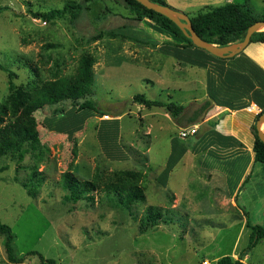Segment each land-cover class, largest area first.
I'll return each instance as SVG.
<instances>
[{"label":"rangeland","instance_id":"obj_1","mask_svg":"<svg viewBox=\"0 0 264 264\" xmlns=\"http://www.w3.org/2000/svg\"><path fill=\"white\" fill-rule=\"evenodd\" d=\"M81 1L86 0H0V65L4 68L0 69V106L23 97L24 93L32 95L36 85L51 80L53 75H76L80 59L88 54L95 59L92 85L85 97L73 101L77 105L94 101L95 108L100 110L98 116L105 113L112 117L121 111L125 120L120 145L132 159L114 163L97 153L98 146L107 151L106 147L115 148L117 144L116 138L112 142L104 134L99 138L98 131L91 133L98 119L86 124L83 133L86 138L80 148L74 140L76 134L73 140H68L45 133L48 125L45 122L43 125V120L53 115L51 110L45 112L44 107L34 113L40 145L27 144L20 154L8 153L0 159V221L14 231L17 257L36 251L57 264H217L224 256L237 259L250 243L251 230L239 233L246 220L238 215L242 210L235 208L233 200L229 230L224 231L222 220L211 218V211L219 206L223 210V203L211 201V191L200 192V196L206 197L198 200L190 186L208 172L200 165H195L193 171L189 158L175 168L171 186L180 198L185 195L184 208L179 206L180 199L158 179L167 167L170 141H178L181 150L197 144L195 135L182 138L180 133L190 129L174 127L172 120L168 121V116H173L167 108H147L133 101L135 95L145 94L148 99L166 103L168 95L162 88L165 89L168 78L175 80L176 76L185 82V92L174 93L176 100L192 89L202 91V85L192 83L191 79L206 80V69L186 63L182 72L175 74L172 69L169 72L170 67L166 68L163 62L170 65L179 62L157 52V47L171 38L147 21H132L133 16L119 0H87L88 13L77 23L71 21L69 12L50 20L34 18V13L63 9L69 3ZM166 1L190 19L228 3L245 5L256 17L264 15V0ZM123 25L127 28H122ZM98 30L126 32L148 43L109 37L92 41ZM155 42L156 48L151 45ZM70 103L58 107L66 110ZM12 111H7L10 115L5 116V121L12 117ZM84 111L95 113L92 108L79 113ZM77 115L78 112L70 110L58 112L52 125L61 119L68 121L64 122L67 125L75 121L78 124L81 120ZM80 138L81 135L77 140ZM151 144L153 160L147 151ZM198 145L203 147L204 143ZM78 158L81 163L75 174ZM237 162L240 165L242 161ZM67 171L79 181L97 177L95 191L88 198L70 199V192L62 185V176ZM204 179L205 184L211 183V176ZM113 183L128 189L135 183L144 191L146 200L124 205L121 198L107 189ZM158 213L162 218L153 222L151 217ZM246 217L250 219L249 214ZM258 225L264 227V219ZM40 262L39 255H27L20 264ZM242 262L264 264V239ZM0 264H13L1 236Z\"/></svg>","mask_w":264,"mask_h":264},{"label":"trees","instance_id":"obj_2","mask_svg":"<svg viewBox=\"0 0 264 264\" xmlns=\"http://www.w3.org/2000/svg\"><path fill=\"white\" fill-rule=\"evenodd\" d=\"M86 1L69 3L63 9H54L44 13H34V18L50 20L55 16H61L69 12L71 21L77 23V21L88 13L89 8ZM151 1L168 6L166 0ZM119 2L131 13L133 17L130 19L132 21L143 22L148 20L160 31L167 32L180 41V43L173 41L166 42L164 46L160 48L161 53L171 56L181 62L189 63L192 66L205 68L208 74L207 92L209 99L200 103L196 109H187L186 106L175 102L165 103L160 100H151L148 99L145 94L135 95L133 97L134 102L144 105L147 108H167L172 113L177 125L193 126L211 110L214 103L219 106L236 109L238 106L235 105V102L238 99L237 95H239V92H241L240 95L243 96H245L247 92H251L250 90L248 91V88L240 81L244 77H252L256 79L257 82H260L261 85L259 86L262 87V89L257 90L256 93L254 92L250 98V100L255 102L262 110L261 113L256 116V121L264 115V84L259 80L260 75L264 77V70L254 64L244 53L241 54V57H245V60L253 65L254 70L249 69L245 62H232L229 58L218 57L206 50L198 48L173 21L153 10L145 8L136 0H119ZM191 20L195 31L202 39L219 46H228L243 41L249 27L257 21H264V15H262V17H256L245 5L228 3L215 7L208 12L200 13L192 17ZM121 27L127 28V25ZM105 37L142 42L143 44L148 43V41L138 40L128 35L126 32H105L99 30L92 36V41L100 40ZM255 42H264V31L255 33L252 36L251 43ZM151 45L156 47V43ZM227 62L228 64L226 65ZM94 64L95 59L85 54V56L80 59V68L76 75L71 77H58L53 75L51 80L36 85L35 92L32 95H26L27 93H24L23 97L13 98L10 99L9 102L1 104L0 159L8 153L13 155L20 154L27 144H30L32 147H38L40 145V135L34 113L36 114L39 110L50 104H58L65 100H80L82 97H85L89 93L92 85ZM0 69L3 70L4 68L0 65ZM255 71L257 75L254 74ZM214 74L216 77H214ZM96 106L97 104L94 101L86 100L81 104L80 109H95L94 112L96 114H93L98 116L97 114H99L100 110L96 109ZM10 109H13V115L12 117L9 116L8 120L5 121V116L10 115V113L7 112ZM101 115L103 116L105 113H101L99 116ZM84 119L85 117H82V121ZM253 131L255 134V143L253 147L255 162L262 164L264 167V143L258 136L256 125ZM177 147L178 146L174 147L175 150L181 153L178 152V154H180L178 159L175 157L169 160L166 170L160 177L161 183H165L168 180L170 171L174 168L175 164H177V161L180 160L182 154L188 149V147H183L179 150ZM62 185L70 192V199L79 200L81 198H88L87 195H91V192L95 191L93 188L97 187V177L91 180L79 181L70 171H67L62 176ZM131 185L133 186L128 189V187L113 183L109 185L107 189L110 193L116 194L119 199L121 198V202L124 205L130 206L131 203L137 200L142 201L145 199L144 191L138 188L135 183ZM161 218L162 215H159V213L151 217L153 222H158ZM247 226L251 229V238L247 249L241 251L237 259L232 256H224L218 260L217 264H243L242 261L248 255V252L252 250L260 240L264 239L263 226L253 224L250 219L247 222ZM0 236L4 239V247L8 259L13 264L23 263L27 255H39L40 264H57L56 260L46 259L36 251H31L29 254L18 258L14 249V231L10 225L2 221H0Z\"/></svg>","mask_w":264,"mask_h":264},{"label":"crops","instance_id":"obj_3","mask_svg":"<svg viewBox=\"0 0 264 264\" xmlns=\"http://www.w3.org/2000/svg\"><path fill=\"white\" fill-rule=\"evenodd\" d=\"M146 21L152 24L150 21ZM152 27L157 28L153 24ZM160 32H162L167 38L171 39H165L166 41L162 42L163 45L157 47V52L168 58H173L161 53L160 48L164 46V44L168 41H173L176 43H180V41L167 32ZM242 53H244L246 57L249 58L254 64L264 70V42L250 43V45ZM241 54L230 58V60L232 62H245L246 66L249 69L254 70L253 65L247 62V60H245V57H241ZM177 61L179 63L171 65L167 61L163 63L166 68L170 67L169 72L172 73L173 71L176 74L178 71L182 72V70L187 68V64L185 62H181L179 60ZM227 64L228 62L226 63V65ZM254 74L257 75L256 71ZM207 76L208 74L206 75V80H201L198 77L194 78L196 82L193 80V78L191 79L192 83L202 85V91L192 89L191 91H187L188 95L185 94V96L182 95L178 97V100L173 97L175 96L174 93H184L185 82L182 80L179 81V78L177 76L175 77V80L174 77H171V79L168 78L166 80L165 89L162 88L168 95L166 103L175 102L177 104L186 106L187 109H196L200 103L209 99V95L207 92ZM214 77H216V75ZM259 78V80L264 84V77H261L260 75ZM150 82L154 84V81L151 80ZM240 82H243V85H245L248 88V91L250 90L251 92H247L245 96L240 95L241 92H239V95H237L238 99L235 102V105L238 106L236 109L219 106L214 103L211 110L197 124L193 126H179L177 125L174 118L171 117V115L168 116V121L172 120L170 122L174 125V127L176 126L180 129H192L193 127H197L199 128V130H197V132L194 134L195 136L192 135L197 140V144L188 147L187 151L182 154L180 160L177 161V164H175L174 168L170 171L168 180L165 183H160L163 187H166L171 192H173L177 200L178 198L180 199L179 206L184 208L183 201L186 199L185 195L180 198L177 193L173 191L171 180L173 178L175 168L181 163L182 160V163L185 164V161L187 160V158H189V166L192 167L193 171H195V165H200L201 169L205 170L204 172H208V174H203V176L200 175V179L198 180L197 184L190 185L193 193H197V199L199 200L206 197L204 195L200 196V192L211 191V201L214 200L219 203H223V210L221 209V206H219V208L213 209L211 211V218H214L216 221L222 220L224 222V231L229 230L232 222L231 210L233 209V207L231 203L233 200L236 204L234 205L235 208H237L238 210H242V212L239 213L237 211L236 213H239L238 215H243L246 220L245 226L241 228V231H239V233H242V231H245L247 228H249L247 226V222L249 220L246 217L247 214L250 215V219L255 225L260 223V221L264 219V167L262 164L255 162V155L253 151L255 143V134L253 128L255 125L257 126L256 116H258L262 110L255 102L250 100L253 93H256V91L262 89V87L259 86L261 85L260 82H257L256 79L252 77H244ZM67 101H70L72 103H70V106L66 108V110H70L72 112L79 111L81 104L83 103L81 102L79 103V105H77V103H74L73 100H65L59 102L58 104H50L45 106V112H48L50 110L53 112V115H50L49 117L45 116L43 120V125L44 122L48 125V127L46 128L47 131L45 130L46 134L62 138L66 137V139L68 140H73L75 134L77 139H79V135H81L79 141L77 139H74L81 148V145L84 144L86 138V134H83L86 124L91 120L98 119L99 123H97V125L93 127L91 133L94 134L95 131H98L99 138L100 136H102V134H104V136L110 138L112 142H114V139L116 138L117 144H115V148L114 146H111V148L106 147L107 151H105L102 147L100 149V146H98L99 149L97 148V153H102L108 160L114 163H123L129 161L130 158L132 159V155L125 152L124 147L120 145V140L122 139V121L125 120V117L121 111L117 112L112 117L110 116V119H105V116L108 114H105L103 116H95L94 114L89 115L88 113H86V111L82 113L78 112L77 117H79V119L81 120L80 123L77 124V121H75L71 125H67L64 124V122L68 121L61 119L58 123H56L55 126H53L52 124L56 119L57 113H63L66 111L59 108L58 106ZM82 117H85L83 121ZM43 127L45 128V126ZM86 131L89 132V129H86ZM91 138H93V135L91 136ZM201 142L204 143L203 147H199L198 145ZM170 143L172 144V147L171 152L166 158L167 166L169 164V160L175 157L178 159L180 155L178 154L179 151H175L174 148L175 146H178V141H170ZM147 151L148 156L151 157L153 154V144L150 145ZM151 160H153L152 157ZM239 160L242 161L240 165L237 162ZM80 163L81 161H79L78 158L74 164L75 167L73 169L75 174H77V167H80ZM237 166H240L241 169H236L235 167ZM236 171H238L237 174L234 173ZM162 174L159 175V180L161 179L160 177ZM207 176H211V183L209 184H205L206 180L204 178H206ZM88 178L91 179L90 176ZM259 189H262V192H260ZM223 217L225 219H222Z\"/></svg>","mask_w":264,"mask_h":264},{"label":"water","instance_id":"obj_4","mask_svg":"<svg viewBox=\"0 0 264 264\" xmlns=\"http://www.w3.org/2000/svg\"><path fill=\"white\" fill-rule=\"evenodd\" d=\"M142 4L145 8L153 10L173 21L183 32L190 38L195 46L203 50L208 51L212 55L233 58L242 52L250 45L252 36L255 33L264 31V21H257L249 27L247 34L243 41L230 44L228 46H219L213 43H209L202 39L195 31L192 20L183 12L178 11L170 6L161 5L151 0H136ZM257 131L260 140L264 143V115H262L257 121Z\"/></svg>","mask_w":264,"mask_h":264},{"label":"built area","instance_id":"obj_5","mask_svg":"<svg viewBox=\"0 0 264 264\" xmlns=\"http://www.w3.org/2000/svg\"><path fill=\"white\" fill-rule=\"evenodd\" d=\"M105 119H110V117L106 115L105 116ZM196 132H197V128L196 127H193L192 129H190L188 131L181 132L180 135H181L182 138H186L189 135H194Z\"/></svg>","mask_w":264,"mask_h":264}]
</instances>
